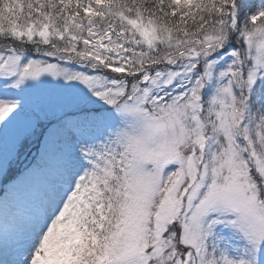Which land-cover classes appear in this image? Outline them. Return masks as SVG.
<instances>
[{
    "label": "snow or ice",
    "instance_id": "6c2138e0",
    "mask_svg": "<svg viewBox=\"0 0 264 264\" xmlns=\"http://www.w3.org/2000/svg\"><path fill=\"white\" fill-rule=\"evenodd\" d=\"M0 264H264V0H0Z\"/></svg>",
    "mask_w": 264,
    "mask_h": 264
}]
</instances>
